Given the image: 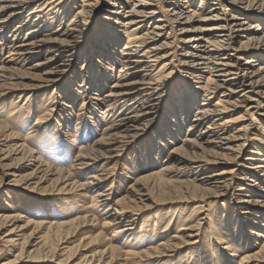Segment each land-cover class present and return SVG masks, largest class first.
Instances as JSON below:
<instances>
[{"label":"bare ground","instance_id":"6f19581e","mask_svg":"<svg viewBox=\"0 0 264 264\" xmlns=\"http://www.w3.org/2000/svg\"><path fill=\"white\" fill-rule=\"evenodd\" d=\"M79 2L80 6L76 7V0H0V99L8 94L36 93L46 87H56L79 52L80 38L86 32L82 27L87 25V20L100 14L101 21L113 26L104 25L97 30V37L89 40L94 43L89 44L84 65L68 81L66 92L84 95L94 116L95 110H100L102 115L114 117V121L108 120L110 123L100 139L98 137L89 146H84L85 141L78 145V155L69 169L54 168L30 151L22 156L26 167H33L29 178H25V188L35 191L40 182L62 183L63 193L82 201L89 199L91 205L98 204L103 209L104 219L102 224H96V218L91 215L60 223L28 221L25 226L16 227L27 218L24 214H0V231L7 224L14 226L0 236V260L22 246L13 260L2 264H24L39 257L53 264H69L67 256L56 255V243L66 242L72 228L82 231L89 227L93 230L99 227L102 231L88 238L87 251L97 248L98 244L92 242L104 231L118 229L111 239H106L105 248L94 253L99 259L107 256L106 264H128L133 259L166 264L174 253L189 247L200 250L197 263L205 264L208 249L212 252L217 248L228 252L230 261L238 258L237 264H264V0H201L196 10L193 9L195 0ZM73 10L75 13L67 26L59 24L57 29L53 28L56 21L68 18ZM14 22L18 24L6 41L4 33ZM119 28L126 41L118 51ZM236 43L238 45L234 46ZM175 48L183 52L176 54ZM175 61H179V69ZM116 64L117 74L108 76V68ZM18 70L23 74L18 75ZM176 71L180 72L182 80L189 81V85L173 93L179 102L173 96L165 99L168 85L163 83ZM96 74L102 81L101 89L93 83L97 81ZM110 79L111 85L103 93ZM77 80L79 90L75 89ZM219 92L221 95L216 99ZM163 100H166L163 113L158 114ZM58 102L48 107V118L33 126L40 128L44 120L48 121L55 114L62 119L61 124L67 131L65 138H68L72 133L68 113L71 107L65 103L60 109ZM195 106L197 108L188 119ZM240 109L243 113H239ZM184 119L188 125L185 137L180 139L182 133L177 128ZM254 123H259L257 133L250 134ZM170 125L173 128L168 130ZM151 128L156 130L151 134V142H159L163 134L167 136V144L175 142V147L167 153L163 169L141 177L129 188L127 196L112 202L111 192L102 193V185L113 176L117 161L127 147L144 137ZM73 132L75 144L82 135L78 126ZM1 141L8 142L2 129ZM5 147L8 146L0 143L1 154ZM243 154L245 157L240 161ZM102 161L114 164L103 173L76 181ZM178 172L191 175L193 190L203 195L186 190L173 194L179 195L178 198L168 195L162 204L152 199L147 191L149 183L154 182L165 193L169 190L170 176ZM6 175L15 176L14 172ZM12 182H17L16 178ZM230 191L232 212L228 216V203L221 223L226 228L232 226L227 229V235L209 229L207 239L213 237L215 243L208 246L204 244L205 237L201 238L206 221L210 219L208 206L220 205ZM89 194L94 196L88 198ZM185 204L196 206L175 232L169 234L167 231L177 219L174 213L163 228L159 227L160 207ZM152 212L153 216L142 217ZM143 221L161 237L158 244L139 252H120V248L113 245L117 235H136L135 244L153 240L143 225L138 229ZM124 222L127 224L121 226ZM31 226L33 234L26 238L24 233L19 234ZM31 237L35 242L31 247H37V252L23 249ZM235 238L245 240L239 249L230 245ZM259 238L263 239L260 245Z\"/></svg>","mask_w":264,"mask_h":264},{"label":"rangeland","instance_id":"374dc122","mask_svg":"<svg viewBox=\"0 0 264 264\" xmlns=\"http://www.w3.org/2000/svg\"><path fill=\"white\" fill-rule=\"evenodd\" d=\"M79 1L80 0H76V4H78L76 5V7L80 6ZM199 1L201 0H195V5L193 9L196 10ZM74 13H75V10L72 11V14L68 18L63 19L64 17H62L61 18L62 20L60 19L56 21L54 23L53 28L57 29L59 27V24L62 27L67 26V24L72 20ZM100 18H101L100 14L97 17L94 16V18L87 20V25L82 27L86 30V32L80 38V41L78 44L79 52L77 56L75 57L74 61L70 63L71 68L69 72L56 87H46L40 91H36V93H34L33 91H29V93L27 94L26 93L25 94H8L7 96L2 97L0 99V129H2L5 135L8 136L7 143L2 142V141L0 142L8 146V147H5L6 149H4V152H2V154L0 152V155H1L0 156V214H4V215L15 214V213L24 214L27 218L24 221L22 220L23 222H21L16 227H19L22 225L25 226L28 221H31V222H41V221L46 222L47 221V222L60 223V222H70L75 218H79L82 216H91V215H92L91 218L93 217L96 218V221H97L96 224H102L103 222V219H104L103 209L101 210V207L98 204H95V202H93V204L91 205L89 199L82 201V200L76 199L73 195H67L63 193L61 188L64 185L62 183L52 180V181H46V183L40 182L39 187H37L35 191H31L29 188H25L24 186L25 181L26 179L29 178L30 173L33 171V167H26L27 163H23L24 161L22 157L23 154H26L30 151L33 156L40 158L45 163L51 165L54 168L69 169L74 164V161L76 160L75 157H77L78 155V151H79L78 145H83V144L84 146L91 145L94 141H97L98 139L102 137L104 130L107 127V123H110V121L112 122V120L114 121L115 118L112 117L110 114H109L110 117L107 115H105L106 116L105 117L104 115L99 113L100 110H95V113H96L95 116L97 117L96 119H98V123H96L97 120L95 119V116L93 115V110L91 108V105L89 104V100L87 99V97H85L84 95H79L78 93H76V91L66 92L68 81L70 80V78L74 76L75 73L76 74L79 73L81 70L82 64L84 65V60H86L84 58L85 52L88 49L89 44L91 43L89 40H92V38H96L97 34L99 33V31L97 30H99V28H103L104 25L108 26L109 28L113 27L112 25L106 24L104 21H101ZM76 21L77 19H75V23ZM17 24H18L17 22H14L8 27V29L4 33V40L7 41L10 39L11 32L13 31L14 27ZM118 32H119L118 34L120 38V43L116 47V50L119 51L124 46L126 38L123 37L124 34H122L123 30H121V28L118 29ZM92 43H94V41ZM237 45L238 43H236L234 46H237ZM174 52L176 54L177 53L180 54L183 52V50L178 51V48H175ZM93 59H97V58H93ZM178 59H179V56L175 57V60H178ZM174 64L177 67V69H179L178 67L179 61H175ZM108 69L110 71V73H108V76H115L118 72V65L116 64L112 66V68L110 67ZM16 73L18 75L23 74V72L20 70H18ZM97 75L98 74H96V76ZM96 79L98 82L95 81L93 83L94 85H97L98 87L97 89H101L102 81L101 80L99 81L98 76ZM163 81L164 80H162V82ZM111 82L112 80L110 79V81H108V83L104 87L102 91L103 93H105L108 90V88L111 85ZM163 83L168 85L167 96L165 97V99H170L171 96H173V93L175 92L176 89L180 90V88L186 87L189 81L182 80L180 72L176 71V72H173V74L170 75L168 78L166 77ZM79 84L80 82L79 80H77L76 88L75 87L74 88L78 89L77 86ZM52 93L54 95H52L51 97ZM220 95H221V92L218 93L216 99L219 98ZM173 99L179 102L178 97L173 96ZM216 99L214 100L216 101ZM214 100H213V103L215 102ZM51 101H53L54 104L55 102L59 101L58 103H60V107L59 106L58 107L60 109H62L63 104L65 103H67L71 107V110H69L68 113H69V116L71 117V122H72L71 123L72 126L70 127V132H72L73 134L70 133V137L68 136V138H65V135H66L65 133L67 131H65L66 130L65 126L61 124L62 119L56 118L57 116L55 114L54 116L53 115L50 116V119H48V121L44 120V123L40 126V128L36 129L33 126L39 120L43 118L44 119L48 118V114H49L48 107L53 104ZM165 101L166 100H163V102L161 103L158 114L159 112L161 114L163 113V110H164L163 108L165 107ZM196 108H197L196 106L192 108V110L190 111V117L188 119L191 118ZM240 112L243 113V110L240 109L239 113ZM109 119L110 121H108ZM75 124L77 125L75 126ZM180 124H179V127L177 128L178 129L177 131H180L182 133V135H180V139H183L185 137V133H186L185 131L188 125L187 119L186 120L184 119V121L180 122ZM58 125H61V127H58ZM77 126L78 128H80V134L82 135V137L78 138V140L74 144L72 141V138L74 136L73 131L75 127ZM172 126L173 125L168 126V130L170 128H173ZM258 126H259V123H254L252 126L254 129L251 131L250 134L255 133V132L257 133ZM180 128L182 129V131ZM174 129L176 130V128ZM155 131H156L155 128H151L144 135V137H141L134 144L132 143L131 145L127 147L121 159L117 161V165L114 168L113 176L109 180H107L106 183L102 185L101 187L102 193L109 194L111 192L109 197L111 198L112 202H115L118 199H121L127 196L130 192L129 188L135 182H137L141 177L148 176V174L151 175V174L157 173L161 170V168L163 169L164 164H166L165 157L167 156V153L170 150H172L173 147H175V144H174L175 142L173 144H167V141H166L168 140L167 136L163 134H162V137L160 138V141H159L160 143L157 142V140H154L151 142V139H150L151 134ZM168 134L169 133H167V135ZM81 142H84V143L82 144ZM244 155L245 154L241 156L242 159H240V161L243 160V158L245 157ZM113 164H114L113 161L99 162L89 171H86L84 175L82 174L81 177H78L79 179L77 178L76 181L80 182L83 179L85 180L90 175H93V174L96 175L98 173H103L107 169H109L111 166H113ZM230 166H233V164H231ZM8 172L9 173L14 172V175L16 177L7 176L6 173ZM15 178L17 182H12V180ZM191 178H192L191 175H189L187 172H183L181 174L179 172L174 173L169 178L170 184L168 186L169 187L168 191L163 193L162 190L158 189V186L154 182L149 183L150 185L147 186L148 187L147 191L150 193L151 198L154 199L155 201H159L160 204H162L164 200L168 199L169 198L168 195L170 194H172L171 195L172 198H178L179 195H173L175 192L180 194L181 192L183 193L184 191L187 190V192L192 191L195 194H202L199 191L193 190ZM34 181L38 182V180L37 181L34 180ZM106 190L107 192H105ZM231 193L232 191H230L229 196L226 199L220 202V205H211V206L209 205L208 206V213H209L210 219L206 221V225L204 227L203 234L201 236V238H203V236L205 237L206 243L204 242V244L206 245L208 244V246H209V243H212V244L215 243V240H214L215 238L211 237L207 239V237L209 236V229L214 228L217 231V233L223 232L224 234L227 235V229H230L232 226V225L230 227L227 226L229 228H226L225 227L226 225L224 226L221 223L223 222V218H225V215H226V213L224 215L223 210H225L226 208L225 206L228 203H229L227 207L228 216H229V213L232 212V206H231L232 204L230 200ZM88 196H89L88 198L90 197L92 198L94 194H89ZM257 199L263 200L262 198H257ZM159 206H164V205H159ZM195 206L196 205L185 204L183 206L176 205L173 208L160 207L162 209L159 208L158 210V212L160 213V217H161L160 222L158 224L159 227L163 228L167 224L169 218L174 213L176 214L177 219L170 226V228H168L167 231H169V234L175 232L180 227V225L184 222V220L188 217V215L191 213L192 209L195 208ZM154 212H157V211H154ZM154 212L150 214L146 213L142 217L144 219H147L153 216ZM126 224L127 222H124L123 224H121V226H125ZM142 225L144 226L143 229H146V231L151 234L150 239H153L152 241L142 240L140 241L142 245L139 242H137V244L139 243L137 245L135 244L137 241L136 235H133V237L132 236L129 237L126 235L124 236L117 235L115 239H113V242H114L113 245L116 246L118 249L120 248L119 249L120 252H127V251H138L139 252L140 250H143L147 247L156 246L158 242L160 241L161 237H157V235L155 234L156 232L152 230L153 228L152 226H150V228L149 227L147 228V225H145L144 221L139 223L138 229ZM12 228H14V226L7 224L0 231V236H3ZM15 230H18V229H15ZM32 231H33V227L31 226L26 231L21 232L19 234L24 233V238H26L29 235L33 234ZM101 231L102 230H100L99 227L96 228L95 230L89 227L88 229H85L82 231L81 230L75 231L73 228L70 229L68 232L69 234L67 237L68 239L65 240L66 242L61 241L58 244L56 243L57 245L56 255L60 256L61 254L62 255L64 254L65 257L67 256L69 264H89V263L90 264H106L108 260L107 256L105 258L99 259L98 254L95 255L94 253H96L97 251L103 250L106 246L105 244L107 243L106 239H111V237L118 231V229L115 230L113 228V231L112 229H108L104 231L103 235H101L97 241L92 242V243L98 244L97 248H95L93 251L92 250L87 251V244L89 241L88 238L95 236L97 233ZM61 235H64V234H61ZM44 236H45V232H44ZM32 237L31 239L27 240V243L23 247V249L25 251L28 249L29 251L34 252L35 250V252H37L36 251L37 247L35 246L31 247L35 243V242H32L34 240L32 239ZM231 240H227V241H231L230 245L232 244L231 245L232 248L239 249L240 247H242L243 244H245L244 239L241 240L239 238H235ZM262 240H263L262 238H259L257 240V243L260 245ZM19 249L21 250L22 246L19 247ZM18 250L12 251V253H9L10 255H8V253L3 255L2 260H0V264H2L5 261L13 260L14 256L18 254L19 252ZM214 250L215 251L212 250L211 252V249L210 250L208 249V253L205 255V264H237L239 260L238 258L232 259V261H230L229 256L227 255L228 252H225L221 249L217 250V248H215ZM199 251L195 247L192 249L189 247L188 250L182 249L178 251L177 253H174L168 259L166 264H185V263L204 264L202 262L197 263L198 261H195L197 260V255L199 254L198 253ZM92 256H95V257L91 261ZM69 257H72V258H69ZM24 264H53V263L50 262V260L48 259L39 257L35 260L26 261V263ZM114 264H118V263H114ZM128 264H157V263L156 262H144V261L139 262V260L133 259V260H130Z\"/></svg>","mask_w":264,"mask_h":264}]
</instances>
